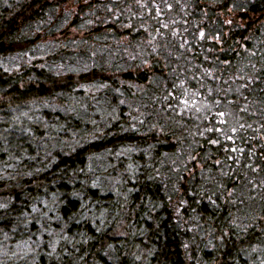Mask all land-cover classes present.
Returning <instances> with one entry per match:
<instances>
[{
	"label": "trees",
	"instance_id": "16d2710c",
	"mask_svg": "<svg viewBox=\"0 0 264 264\" xmlns=\"http://www.w3.org/2000/svg\"><path fill=\"white\" fill-rule=\"evenodd\" d=\"M0 264H264V0H0Z\"/></svg>",
	"mask_w": 264,
	"mask_h": 264
}]
</instances>
